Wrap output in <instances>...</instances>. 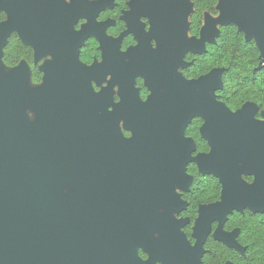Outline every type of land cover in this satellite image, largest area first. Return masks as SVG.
<instances>
[{"label": "flooded vegetation", "instance_id": "obj_1", "mask_svg": "<svg viewBox=\"0 0 264 264\" xmlns=\"http://www.w3.org/2000/svg\"><path fill=\"white\" fill-rule=\"evenodd\" d=\"M48 1V24L37 26L31 39L12 30L0 59L1 81L21 85L10 103L26 114L28 125L49 132L39 143L58 146L62 153L61 161L50 165L58 169L49 178L52 185L60 182L59 195L42 196L48 208L44 221L49 223L43 230L50 236L36 235V243L73 246V258L63 264H234L245 259L248 245L242 235L247 218L259 220L264 212L248 204L226 210L222 178L198 161L210 156L221 160L206 133L208 119L200 114L188 117L184 137L192 150L182 173L186 181L174 183L169 197L165 185L177 172L166 170L173 167L166 162H151L150 137L156 126L159 134L167 126L166 114L150 109L156 95L154 78L160 79L166 99L177 95L180 82H196L221 69L222 87L208 94L229 110L235 122L240 113L253 108L252 123H264L260 102L232 106L228 54L224 52V66L198 73L199 58L217 45L222 28L235 25L223 24L215 31L206 21V14L213 16L219 9L220 0L201 19L197 0H185L186 42L200 40L210 26L217 34L205 43L204 52L184 53L170 83L165 69L152 75V59L163 49L157 17L164 23L176 22V12L167 9L166 0ZM4 12L0 22L9 20ZM235 26L247 41L254 40ZM260 65L261 52L255 72L264 70ZM258 92L264 96V90ZM222 126L214 124L218 131ZM246 166L237 161L238 181L244 192L257 196L260 178L249 174Z\"/></svg>", "mask_w": 264, "mask_h": 264}, {"label": "water", "instance_id": "obj_2", "mask_svg": "<svg viewBox=\"0 0 264 264\" xmlns=\"http://www.w3.org/2000/svg\"><path fill=\"white\" fill-rule=\"evenodd\" d=\"M48 2L2 0L3 10L9 15L11 30L19 29L27 39H31L37 26L45 27L48 24ZM166 7L176 12V22L164 23L157 17L155 26L157 33L163 37V49L161 56L152 59V75L159 76L165 69L167 83H170L178 60L184 53L191 50L204 52L205 43L212 41L211 37L216 36L217 32H212L210 26L200 40L186 42L184 17L189 11L186 1L166 0ZM222 8L225 11L222 19L224 25L235 24L245 32L248 40H255L261 52L260 69L264 68V0H225ZM7 32V28L0 26V59ZM222 74L223 70L218 69L196 82L179 81L177 95L173 93L166 99L161 95L160 79L152 80L156 95L150 102V109L157 115L166 114L167 126L163 134H159V127L156 126V134L150 137L151 162L159 165L166 162L173 166H167L166 170L177 172V175L169 176L166 185L163 183L167 187L165 195L169 197V188L174 183L185 184L182 173L192 150L190 141L184 137L188 117L203 115L209 121L206 133L220 152L221 160L210 156L198 161L205 170L214 171L222 178L226 188V210L239 209L240 204H248L264 212V123H252L253 108L240 113L239 121L235 122L229 110L217 104L208 94L222 87ZM167 88L170 90L171 86ZM20 90V83L4 84L0 79V264H7L8 260L12 264H63L64 260L66 262L69 257L73 258L76 252L73 246L35 241L36 235L50 236L49 232L43 230L49 223L44 221L48 208L42 196L59 195L60 182L56 180L52 185L49 178L50 173L58 169H52L50 165L58 164L62 153L56 149L58 146L50 144L48 147L39 143L38 139L49 136V132L28 125L26 114L10 103ZM185 107L190 111H185ZM218 122L224 123L219 131L214 128ZM237 161L247 164L249 174L259 176L260 194L257 196L244 192L243 184L238 181L240 169ZM57 201L58 198L55 203ZM54 210L58 213L56 208ZM227 239L233 242L231 238Z\"/></svg>", "mask_w": 264, "mask_h": 264}, {"label": "trees", "instance_id": "obj_3", "mask_svg": "<svg viewBox=\"0 0 264 264\" xmlns=\"http://www.w3.org/2000/svg\"><path fill=\"white\" fill-rule=\"evenodd\" d=\"M198 17L201 19L204 11H214L217 0H197ZM5 15L2 13L0 19ZM10 47L7 50L9 53ZM229 58L230 88L232 106L239 107L246 101H257L264 108V96L258 90H264V70L255 72L259 65L260 52L254 40L245 39L235 25L222 28L217 45L209 48V53L199 58L198 73L209 71L212 67L224 66V54ZM242 241L248 245L246 257L236 260L234 264H264V215L259 220L247 218V224Z\"/></svg>", "mask_w": 264, "mask_h": 264}, {"label": "rangeland", "instance_id": "obj_4", "mask_svg": "<svg viewBox=\"0 0 264 264\" xmlns=\"http://www.w3.org/2000/svg\"><path fill=\"white\" fill-rule=\"evenodd\" d=\"M223 2H224V0H220L219 9L216 10V12L214 13L213 16L210 15V14H206L205 15L206 21L207 22L211 21L213 23L215 31H218V28L221 25H223V20L222 19L225 16V11L221 7ZM2 13H5V12L3 11L2 0H0V15ZM0 26L8 29L7 35L4 37V41L5 40L7 41L9 34L12 32V30L10 28V20H7L6 22H0ZM0 66H1V68L3 70L4 69V64L1 61H0Z\"/></svg>", "mask_w": 264, "mask_h": 264}]
</instances>
